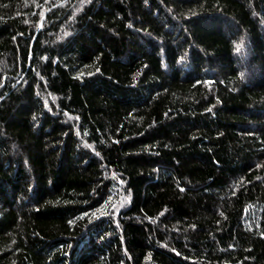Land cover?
<instances>
[{
  "label": "trees",
  "instance_id": "trees-1",
  "mask_svg": "<svg viewBox=\"0 0 264 264\" xmlns=\"http://www.w3.org/2000/svg\"><path fill=\"white\" fill-rule=\"evenodd\" d=\"M0 264H264V0H0Z\"/></svg>",
  "mask_w": 264,
  "mask_h": 264
},
{
  "label": "snow or ice",
  "instance_id": "snow-or-ice-1",
  "mask_svg": "<svg viewBox=\"0 0 264 264\" xmlns=\"http://www.w3.org/2000/svg\"><path fill=\"white\" fill-rule=\"evenodd\" d=\"M237 50H239V46H238Z\"/></svg>",
  "mask_w": 264,
  "mask_h": 264
}]
</instances>
